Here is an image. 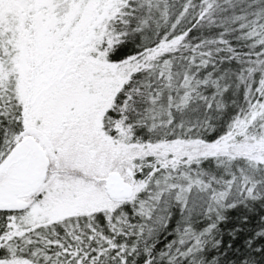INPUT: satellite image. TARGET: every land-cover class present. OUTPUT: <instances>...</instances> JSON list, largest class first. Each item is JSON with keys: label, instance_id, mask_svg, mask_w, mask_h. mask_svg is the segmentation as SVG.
Segmentation results:
<instances>
[{"label": "snow or ice", "instance_id": "6c2138e0", "mask_svg": "<svg viewBox=\"0 0 264 264\" xmlns=\"http://www.w3.org/2000/svg\"><path fill=\"white\" fill-rule=\"evenodd\" d=\"M0 264H264V0H0Z\"/></svg>", "mask_w": 264, "mask_h": 264}]
</instances>
